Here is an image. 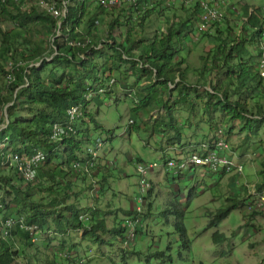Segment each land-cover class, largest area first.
Segmentation results:
<instances>
[{
    "label": "trees",
    "instance_id": "16d2710c",
    "mask_svg": "<svg viewBox=\"0 0 264 264\" xmlns=\"http://www.w3.org/2000/svg\"><path fill=\"white\" fill-rule=\"evenodd\" d=\"M68 1L69 13L62 20L35 5L28 9L21 8L23 0L18 3L8 0L0 8V25L13 22L19 30H23L22 33L12 36L0 28L3 52L12 60L9 67L0 61V78L4 79L2 83L0 82V127L2 123L5 124V111L9 117L8 127L0 132V192L5 194L0 198L2 204L0 264H60L57 263L59 258L71 260L70 253L73 250L68 251L65 248L63 250H67V254L63 251L61 256L53 257L52 253L53 259L49 261L47 257L44 260L34 257L30 262L27 255L24 256V252L21 251L23 247H35L33 240L50 231L71 239L77 236L75 233L82 236L90 235L96 241L101 239L100 232L109 233L120 242L130 237L126 221L139 220L134 235L137 237L142 234V217L153 214L152 203L144 208L147 201L152 198L156 184L151 175H159L162 172L164 180L169 181L173 178L176 181L196 170L183 171L178 175L168 171V163L172 158L166 156V149L172 150L175 157L181 159L192 155L185 152L186 146H182L184 128L179 118L177 120V107L193 113L196 109L195 100L206 99L204 111L210 116L215 112H221L227 125L237 122L242 124V131L247 133L248 141L258 137L264 125V107L259 106L258 111L253 113L249 110L246 100H233L230 97L233 93L230 89L232 81L237 82L239 90L247 86L256 89V86L263 85L264 76L261 75L260 64L264 55V44L261 46L263 51L259 50L257 58L252 57L245 46L247 41L255 42L264 35V23L259 22L254 6L245 5L244 20L257 36L251 39L243 28L242 33L245 35L242 36V33L241 36L235 35L228 46L221 38L218 22L224 18V13L211 1L198 0L195 6L191 7L193 0H181L182 9L187 12L185 18L176 22L166 17L164 22L167 27L157 30L155 37L147 42L141 40L140 30L146 28V21L156 13L153 3L160 5L158 13L164 4L168 2V6L171 3L174 6L173 2L176 0H126L113 5H108L109 0L105 3L100 0ZM150 2L152 9L148 7ZM210 8L217 9L219 16L213 20H210L211 18L205 20L204 14ZM161 13L164 14L163 10ZM92 16L96 18H90ZM229 16L225 19L226 23ZM210 21H212L210 26L218 27L216 28L218 36L216 33L213 36L205 31ZM28 26L49 37L47 46L32 39V35L25 31ZM117 30H120L118 37L115 35ZM185 30L190 32L182 39L181 35ZM227 30L226 37L231 35L229 31L232 29L228 26ZM59 33H62V36H58ZM199 34L203 35L202 40L216 39L219 42L214 49L209 46L206 58L201 57L204 65L199 69V74L203 83H192L187 68L189 67L187 54L193 51L192 45H198ZM39 41L43 42V39ZM86 41L89 43L85 47L71 44ZM100 58L103 59V63L98 62ZM232 60H237V64L229 66L228 63ZM37 62L40 63L39 69L35 66ZM127 64H130V67L122 70ZM224 70L227 72L224 73ZM115 71L119 73L118 82L111 76ZM220 75H223L221 80ZM131 76L136 78V83L132 87L128 84ZM201 87L204 88L203 93L193 97L192 93L199 92ZM119 88L124 90L136 105L133 111H130L132 120L127 130L128 134L138 133L141 128L137 121L151 119L155 110L153 104L161 103L165 114L159 121H155V124L165 127L163 135L174 133V138L168 136L171 143L169 148L156 149L160 150L165 160L152 163L138 161L139 166L148 168L157 165V168L149 170L147 176L150 188L143 195L142 201L137 200L136 208L135 204L133 205V210L118 209L131 216L119 223L114 220L116 223L113 228H109L106 226L103 211L98 204H94V201L83 209L80 207L79 201L83 196H79V192L82 188L86 189L88 201L107 193L109 170L101 168L100 165L97 167V163L91 168L92 157L86 153L85 144H92V132L107 135L108 142L115 139L114 131L102 128L97 121L100 108L92 111L90 106L96 103L100 107L104 103L102 97L108 100L114 98L115 103H118ZM160 95L162 96L159 97ZM74 108L80 109L75 119L71 114ZM55 126H60L65 132L61 136L62 144L53 143L50 139ZM231 131L229 129V133L224 135L223 145L227 149L223 150L224 154L221 157L226 156L225 153L228 151ZM220 143V140L216 141L214 146L209 147L204 153L205 155L197 151L194 154L206 159L211 151H218L217 145ZM39 154L41 160L32 162ZM15 157L20 160L19 165L13 161ZM262 166L264 168V161ZM20 167L27 170L32 178L27 179L20 171ZM97 172L99 174L95 178L94 174ZM222 175H225V172H219L216 176L220 178ZM139 177L141 178L140 175ZM69 178L72 182L61 190V186ZM261 185L264 183L255 185L258 191L262 190ZM193 190L195 191V188ZM42 192L52 197L48 200L45 195L40 194ZM192 195L193 193L189 198ZM7 196H13L11 202L6 200ZM71 197L74 200L70 202ZM234 199H230L231 207L219 209L212 215L210 227H217L231 211L239 209L240 205L237 199ZM50 201L55 204L50 205ZM250 203L246 201V204ZM165 204L159 215L166 224L174 225L183 248L189 249L190 239L183 223L185 210L178 198H168ZM250 214L254 217L261 215L262 212L253 211ZM82 216H87L88 220L82 219ZM12 217L16 224L9 228L5 223ZM171 217H174L175 221H171ZM5 227L8 234L3 236L1 229ZM213 241L223 243L224 234L216 232ZM124 249L130 251L128 246ZM40 253L41 251L35 252ZM157 256L164 257V253H157Z\"/></svg>",
    "mask_w": 264,
    "mask_h": 264
},
{
    "label": "rangeland",
    "instance_id": "374dc122",
    "mask_svg": "<svg viewBox=\"0 0 264 264\" xmlns=\"http://www.w3.org/2000/svg\"><path fill=\"white\" fill-rule=\"evenodd\" d=\"M35 1L38 2L37 0H25L26 7L34 5ZM196 1L198 0H193V4L190 6L194 7ZM204 1H211L224 13V18H221L218 22L219 30L222 34L221 38L224 39L225 45L230 46V42L234 40L235 35L241 36L243 28L246 29L251 39L257 36L254 30L244 20L246 13L245 5L254 6L256 16L260 20L259 22L264 23V0ZM182 2L181 0H176L173 2L174 6L172 3L168 6L167 2L158 13L157 11L160 5L153 3L156 13L153 14L150 20L146 21V28L140 30L141 40L144 42L152 40L157 30H162V27L166 28L167 25L164 22L166 21V17H170L171 21L175 20L176 22L178 19H184L187 12L182 9ZM39 4L40 2L36 5ZM151 4L152 2L149 3V8H151ZM162 10L164 14L161 13ZM229 14L231 15L229 16ZM228 16L229 19L226 23L225 19ZM90 18L96 17L92 16ZM211 22H208L205 31L215 36L217 32L216 28L218 27L210 26ZM228 26L232 30L229 31L231 35L227 34L228 36L226 37ZM0 28L6 34H11L12 36L23 31L19 30L13 22L4 23V25H0ZM25 31L32 35V39L36 43L47 46L49 37L42 35L38 29L28 26ZM189 32L190 30H185L181 35L182 39L184 37L186 38ZM115 35L118 37L120 30H117ZM216 35L218 36L219 34L216 33ZM244 35L245 33H242V36ZM41 38L43 42L39 41ZM197 38L200 39H197L198 45H192L193 51L187 54V63L189 65L187 68H189V78L192 83H203L201 75L199 74V69L204 65L201 57L206 58V52L209 50V46L214 49L218 46L217 43L219 41L216 39L202 40L204 38L202 34L197 35ZM250 41H247L248 43L245 46L250 51L251 56L257 58L259 50L261 49L263 51L261 46L264 44V35L255 42ZM48 58L50 62V55ZM0 61L6 67H9L10 62H12L3 52L1 37ZM98 62L103 63V59H98ZM39 64L37 62L35 65L38 69L40 67ZM233 64H237V60H232L228 63L229 66ZM129 67L130 64H127L122 67V70ZM223 72L226 73L227 71L224 70ZM111 76L112 79L118 82L119 73L117 71L112 73ZM219 78L221 80L223 75H220ZM3 81L4 79L1 77L0 82L2 83ZM128 82L131 85L130 87L134 86L136 83L135 76H131ZM144 85H146V82H144ZM230 89L233 92L230 97L233 100H246L249 104V110L253 113L258 111L259 106L264 107V80L263 85L260 87L256 86V89H253L252 86H247L240 90L237 82L232 81ZM119 90L120 99L118 103H115L114 98L108 100L102 97L104 103L100 107L96 103L90 106L92 111L100 108L97 121L102 128L108 131H114L115 139L108 142L109 137L107 135L92 132V144H85L86 153L88 149L94 150L97 145L102 147L101 151L96 153L98 157L97 167L100 165L101 168H107L109 170L107 193L102 197L88 201L87 190L82 188L79 192V196H83L82 200L79 201L80 207L83 209L87 205L93 204L94 201V204H98V207L103 211L106 226L109 228H113L116 223L114 220H117L119 223L131 216L125 212L118 211V209L133 210L134 204V208H136L137 199L140 197V177L137 173V168L139 167L138 161L152 163L154 161L165 160L160 150L156 149L169 148L171 144L169 137L174 138V133L163 135V131L166 130L165 127L163 125L159 127L155 124V121H159L163 114H165L161 103L160 105L153 104L155 110L152 113L151 119H144V122L143 119L137 121L141 128L138 133L128 134L127 130L132 120L130 111H133L136 105L133 104L132 98L126 95L124 90L120 88ZM203 90L204 88L201 87L199 92L192 93V96L196 97L197 94L203 93ZM205 102L206 99H196V109L193 113L183 108H176L177 120L179 118L180 123H183L182 146L187 147L185 152L187 154H194L197 151V153L204 154L208 151L209 147L214 146L216 141L220 140L224 144V135L226 133L228 134L230 129L232 131L228 138V151L225 153L226 156L223 157L232 166L243 165L242 174H239V170H234L218 178L216 176L217 174L213 175L207 169H196L194 173L186 174L182 179L176 181L173 178H170L169 181L164 180L165 176L162 172L159 175H151V178L156 184H154L155 188L152 198L147 201L144 208H147L152 203L153 214L149 217H142V234H139L137 237L133 235V238L128 236V239L119 242L115 239L114 235L109 233L103 234L100 232L101 239L100 241H96L90 235L82 236L75 233L74 235L77 236L71 239L50 231L41 235L40 238L33 240L36 245L35 247H23L21 251L24 252V256L27 255L30 262L33 261L34 257L42 260L47 257L49 261L53 257L61 256L65 248L68 251L73 250L70 253L71 260L59 258L57 263L264 264V205H259L260 209L254 207V199L252 196L253 187L264 183V168L262 166V161H264V125L261 128L259 136L248 141L246 139L247 133L242 131V124L237 122L232 125H227L225 117L221 112H215L210 116V114L204 111ZM3 125L4 123H2L0 130ZM151 126L152 128L148 129ZM166 151L165 154L168 158H172L175 161L181 159L175 157L172 150L166 149ZM223 154L222 151L221 155ZM158 164L161 165L162 163ZM98 174V172L95 173L94 177L96 178ZM103 174L106 175V172ZM71 182L72 179L69 178L61 186V190L66 188ZM261 186V191H264V185ZM194 188L195 191L193 190ZM191 193L193 195L189 198ZM40 194L45 195L48 200L52 197L50 194H46V192ZM3 196L5 194L0 192V198ZM230 197L237 199L240 205L239 209L231 211L229 216L217 227H210L209 222L216 211L231 207L232 201ZM168 198H178L182 208L185 210L183 223L190 239L189 249L183 248V243L174 225L171 223L166 224L164 219L159 215L160 211L165 208V203ZM12 199L13 196L6 197L8 202H11ZM73 200V197L69 199L70 202ZM247 200L251 203L246 204ZM60 201L62 202L63 200L60 199ZM51 204H55V202L50 201ZM140 205L143 207V203ZM58 207L60 208L59 203ZM250 208H252V211H250ZM253 211L257 213L262 212V214L252 217L250 213ZM12 219L14 220V217ZM170 220L175 221V218L171 217ZM14 226L12 225V227ZM216 232L224 234L225 241L223 243H215L213 241V235ZM18 244L19 242H17ZM125 245L126 247L128 246V250L130 251L127 252L124 249L126 248ZM37 251H41V253L35 254ZM64 253L67 254V250ZM157 253H164V257H158ZM21 254L23 253L21 252ZM63 256L65 257V254Z\"/></svg>",
    "mask_w": 264,
    "mask_h": 264
},
{
    "label": "built area",
    "instance_id": "2783aa9c",
    "mask_svg": "<svg viewBox=\"0 0 264 264\" xmlns=\"http://www.w3.org/2000/svg\"><path fill=\"white\" fill-rule=\"evenodd\" d=\"M15 3H18L21 0H12ZM38 2H34L35 6H37L40 10H45L46 12H48L50 15H52L53 17H56L58 19L65 18L67 13H68V4L69 1L68 0H37ZM103 3L106 2V0H100ZM126 0H109L108 5H113V4H120L122 2H124ZM129 1H135V0H129ZM8 2V0H0V8L2 5H5ZM40 2L39 5H36ZM29 6V5H27ZM207 6V5H204ZM21 8L23 9H28L29 7H26L25 5V0H23V5L21 6ZM216 16H219V14L217 13V9H213L210 8L206 14H204V19L208 20L209 18H211L210 20H213L216 18ZM61 26V25H60ZM62 33H59L58 36H61ZM89 43V41L86 42H77V43H71L72 45H78L80 47H85L87 44ZM261 64H260V70H261V75L264 76V55L261 59ZM114 80L111 82L113 83ZM79 108H74L71 111L72 114V118L75 119L77 116V113L79 112ZM71 130V129H70ZM65 134V132L62 131V128L60 126H55L53 127V131H52V136H51V141L53 143L55 142H59L60 144L63 143V139L61 136H63ZM104 145V144H103ZM102 147H100L99 145H97L94 150H87V154L89 156L92 157V161H91V168L92 166H94L95 163H97L98 157H97V152L101 151ZM217 149L211 151L208 155L206 159H203L202 157H200L197 154H192L187 158H182L178 161L175 160H171L168 163V171L171 172L173 175H178L180 174V172L183 171H190L193 169H203L206 168L208 169L211 173L213 174H217L220 172H225V174L231 173L232 171H240L239 174L243 173V165H239V166H232L230 164V162L224 158L221 157V152L225 149H227V147L225 145H223L222 143L217 145ZM10 159V157L8 158V160ZM38 160H41V155H37L32 159V162H36ZM14 162L18 163L17 165L20 164V160L15 157V159L13 160ZM153 168H157V165H154L153 167H144V166H139L138 167V174L141 176L140 178V191L142 193V195L137 199L138 201H142L143 200V195L146 194L150 188V183L147 179V176L149 174V170L153 169ZM20 171H22V173L25 175V177L28 178H32L31 175L27 172V170H23L22 167H20ZM253 199H254V207H256L257 209L259 208V205H264V191H258L256 189V186L253 187V193H252ZM0 208H2V204H0ZM82 219H87V216H82ZM2 221V216L0 215V222ZM139 222V220H138ZM133 222L131 220H127L126 223L129 226V233L130 236L134 234L135 232V226L138 223ZM16 224V221L13 219H9L6 223L5 226H8L9 228L12 227V225ZM2 235L6 236L8 234L6 227L2 228Z\"/></svg>",
    "mask_w": 264,
    "mask_h": 264
},
{
    "label": "water",
    "instance_id": "95a60500",
    "mask_svg": "<svg viewBox=\"0 0 264 264\" xmlns=\"http://www.w3.org/2000/svg\"><path fill=\"white\" fill-rule=\"evenodd\" d=\"M8 125H9V117L7 111H5V124L2 126L0 132L5 130L8 127Z\"/></svg>",
    "mask_w": 264,
    "mask_h": 264
},
{
    "label": "clouds",
    "instance_id": "9594fccd",
    "mask_svg": "<svg viewBox=\"0 0 264 264\" xmlns=\"http://www.w3.org/2000/svg\"><path fill=\"white\" fill-rule=\"evenodd\" d=\"M250 189H251V187H250ZM134 233H135V232H134ZM133 235H134V234H133ZM133 235H131L130 238H133ZM125 246H126V245H125Z\"/></svg>",
    "mask_w": 264,
    "mask_h": 264
},
{
    "label": "bare ground",
    "instance_id": "6f19581e",
    "mask_svg": "<svg viewBox=\"0 0 264 264\" xmlns=\"http://www.w3.org/2000/svg\"><path fill=\"white\" fill-rule=\"evenodd\" d=\"M69 13V12H68Z\"/></svg>",
    "mask_w": 264,
    "mask_h": 264
},
{
    "label": "crops",
    "instance_id": "0c3cea01",
    "mask_svg": "<svg viewBox=\"0 0 264 264\" xmlns=\"http://www.w3.org/2000/svg\"><path fill=\"white\" fill-rule=\"evenodd\" d=\"M159 174V173H158Z\"/></svg>",
    "mask_w": 264,
    "mask_h": 264
}]
</instances>
